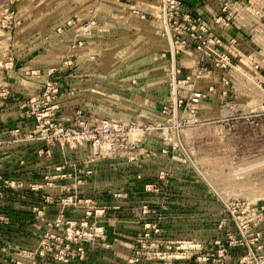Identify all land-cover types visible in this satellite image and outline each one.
<instances>
[{"label": "rangeland", "instance_id": "rangeland-1", "mask_svg": "<svg viewBox=\"0 0 264 264\" xmlns=\"http://www.w3.org/2000/svg\"><path fill=\"white\" fill-rule=\"evenodd\" d=\"M121 1L127 5L125 0ZM130 1L134 8L126 9L141 12V15L145 13V18L139 15L134 20L124 19L119 30L92 34L87 38L84 50L70 47L66 57L75 64L77 60L78 63L83 61V66L98 63L99 66L92 70L93 74L109 78H100V85H95L96 78H93L92 88L108 92L102 97L88 93L87 100L91 104L88 103L95 110L90 112L98 118L153 126L155 130L142 135L149 140L150 149L134 152L138 160H142V165L135 161L129 166L126 155H122L115 160H105L99 171L86 165L82 154L69 151L67 155L71 154L77 170L94 169L86 181L89 186L97 184L100 188L123 187L126 180L111 181V178H125L131 167H135L136 176L134 179L130 177L135 182H140L139 171H145L147 174L144 176L149 180H154L159 170L167 172V190H177L178 195L184 197L174 198L170 194L169 201H165L168 204L165 209H157L151 217L155 223L164 224L162 236L175 244L171 256L185 255L187 259L192 255L188 259L191 261L196 253H214L217 257L223 250L227 256L226 264H242L243 261L245 264H264V0L221 2V7H229L234 26L249 31L247 37L240 36L246 44L242 57H233L226 69H221L222 64L220 67L204 65L199 61V55H180L184 78L193 77L196 89L207 90L216 86L218 90L194 118L184 115L183 111L176 117L162 112L161 107L170 94L174 97L175 90L172 92L170 61L167 59L171 44L160 3L158 0L148 3ZM45 3L44 0L32 3L26 0L24 13L34 15L37 6L41 5L42 10ZM69 5L71 13L52 16L49 20L51 26L69 16L80 17L81 7L85 4L73 0L67 1V7ZM210 5L205 3L204 11H208ZM88 6L89 11L95 8L94 3ZM120 13L121 22L126 12L121 10ZM32 37L30 28L20 38L17 37L16 47L30 42ZM60 56L57 62L65 60ZM92 57L95 61L91 60ZM203 67L208 69L207 73H201ZM74 71L67 73L68 90L69 74L74 77L81 75ZM223 78L229 80L226 96L219 93ZM128 79L129 82L136 81V91L129 94ZM74 84L79 85V82ZM165 89L168 93L163 96L161 92ZM78 103L80 100L76 98L75 106H79ZM68 111L72 114L71 109ZM17 124V121H11L9 126ZM149 155L151 157L148 158ZM81 160L83 167L79 168L77 162ZM100 172L103 178L110 180L108 185L106 179L97 183V179H93ZM30 215L32 213L25 211L20 216L33 220ZM9 217L8 231L0 235V264H31L34 259L29 253L36 246V239L31 240L30 237L34 234L31 232L33 228L27 229L19 224L20 221L14 225L13 215ZM194 244L201 246L199 251L189 249ZM45 262L51 263L52 260Z\"/></svg>", "mask_w": 264, "mask_h": 264}, {"label": "built area", "instance_id": "built-area-1", "mask_svg": "<svg viewBox=\"0 0 264 264\" xmlns=\"http://www.w3.org/2000/svg\"><path fill=\"white\" fill-rule=\"evenodd\" d=\"M25 1L0 0V150L10 151L18 147L24 150L42 142L47 148L46 152L41 150L38 153V159L46 153L52 155L51 150L56 148L65 154L69 151L82 154L85 164L92 167L105 160L118 159L122 155H126L128 163L140 161L142 165V160H138L134 152L150 149L149 140H145L142 135L155 130L153 126L98 118L86 104L74 108L73 115L67 114L66 121L60 118L59 114L66 105L64 96H67V100L75 96L73 92L65 90L63 81V76L76 68L72 59L66 57L57 67L47 71L27 70L20 66L22 62L34 59L37 54L48 52L58 43L68 42L73 49H83L87 38L92 34L115 31L102 24L104 11H125L122 21L118 20L119 24H123L124 19L134 20L141 12L126 9L134 8L130 0H125L127 5H123L121 0H98L95 8L80 13V17L69 16L52 28L40 32L36 30L32 32L33 39L30 42L16 47L17 37L20 38L27 32L29 14L25 15L23 11ZM137 1L148 3L150 0ZM222 1L213 0L210 3L203 0L204 4H211L210 10L203 15L186 7L183 0H158L171 44L167 59L170 61L172 92L175 90L174 97L170 94L161 107L164 115L176 117L183 111L184 115L194 118L218 91L216 86L207 90L196 89L193 77L184 78L183 69L177 62L180 55L197 53L199 61L204 65L220 67L222 64L221 69H226L233 57H242L243 50L237 38L226 40L222 35L234 29L240 30L232 22L229 7H221ZM203 2L199 1L198 7H202ZM141 18H145V13ZM113 23L116 24V21ZM91 60L95 61V57ZM207 70L203 67L201 73H207ZM20 73L27 81L37 82L39 92L18 106L11 100L17 96L15 80L20 77ZM222 82L219 93L226 96L229 80L223 78ZM130 85L136 88V81L131 80ZM220 94L218 95L221 96ZM71 120L75 121L69 124ZM11 121H17L18 124L9 126ZM20 165H25V162L21 161ZM90 168L75 172L73 168L70 170L69 166L66 168L59 164L54 171L43 175L42 185L26 183L19 177L0 180V226L6 227L11 222L4 205L8 198L26 194L33 196L31 213L41 228V233L34 241V250L29 253L34 259L31 264H87V245L95 246L106 236V211L98 208L93 198H83L77 192V187L85 184L86 179L93 174L94 169ZM129 175L132 176L131 173ZM167 177L168 173L163 170L157 172L154 180L144 181L142 174L138 175L143 193L150 199L142 202L136 213L143 231L138 235L125 264H162L170 259H186L185 255H170L175 244L162 236L164 224L155 223L151 217L152 213L156 214L157 209L163 210L168 205L165 201H169L171 193L166 188ZM105 194L116 200L129 198V194L121 190ZM70 207L76 211L83 210L82 217L70 218L66 213ZM52 210L57 214L49 217V211ZM111 245V242L106 241L103 247L110 249ZM196 245L198 244L190 245L189 249L199 251L201 246ZM192 257L191 255L187 259ZM226 258V253L222 250L217 257L214 253H196L193 261L197 264H226ZM45 260L52 262L47 263ZM241 263L245 264V261Z\"/></svg>", "mask_w": 264, "mask_h": 264}, {"label": "crops", "instance_id": "crops-1", "mask_svg": "<svg viewBox=\"0 0 264 264\" xmlns=\"http://www.w3.org/2000/svg\"><path fill=\"white\" fill-rule=\"evenodd\" d=\"M27 1L29 3H32V0H27ZM44 1L46 3L44 5V8H42V10H41V5H39L36 8L37 10L33 11L34 15L28 13L29 15L27 16V30L31 28V32H34L36 30H39L37 32H40L42 30L52 28L56 25L53 24L51 26L52 22L49 20L52 19V16L57 17V15H64L67 14V12L71 13L69 12L71 10V6L69 5L67 7V1L71 2L73 0H44ZM199 1L203 2V0H183V2L186 3V7L188 8L191 7L193 10L196 9V12H198L199 14L206 15L203 8L204 2L202 4V7L197 8L199 5ZM207 1H210V3L213 2V0H207ZM80 2L85 4V7H81L80 13H85L89 10L88 5L92 3L97 4L98 0H80ZM58 6L60 7L58 8ZM102 15H103L102 24L106 28H111V30L114 29L119 30L121 28L118 21L121 17L120 16L121 13H118L117 11L114 12L104 11ZM114 21H116V24L113 23ZM248 32L249 31L247 29H242V30L234 29L231 31L224 32L222 35L225 37L226 40L232 37L237 38L241 49L245 51L246 44L243 43V40L240 36L243 35V38L244 36L247 37V35H249ZM69 48L70 45L68 42L58 43L46 53L43 54L36 53L37 55L34 59L28 61L27 63L26 61L22 62L20 66L27 70L28 69H39L42 71L50 70L51 68L57 67L61 63V62H57V59L59 58L60 55H61L60 57H63L64 59L66 58V52ZM80 50H84V49H80ZM192 54L198 55L197 53H191L188 55H192ZM56 55L59 56L56 57ZM180 57H178L177 60L179 65H181L180 62L181 60L179 61ZM95 63L96 64L92 62L91 65L85 63L86 66H83V61L81 63H78L77 60L76 68L78 70L76 69V71L74 72L76 74L77 72L81 73V75L80 76L77 75L78 77H74L72 74H69L68 77L71 78L70 85L68 86V88L70 89L69 91L73 92L76 95V98L80 100V104L78 103L77 105L79 106H75L74 104V100L76 99L75 96L73 98L69 97L68 98L69 100H67V96H64V101L66 105L65 108L59 114L60 118H63L64 121L67 120V113L69 112L67 109H71L72 111V114L68 113V115L70 116L73 115V112L76 108L81 107L84 104H86L90 110L95 111L91 107L93 105H90L91 102L87 100L89 98L88 93H92V96L95 97L98 96L102 97V95L104 94L106 95V93L108 92L105 90H98L92 88V86H94L93 84L95 83L93 78H96L95 85H100L98 84L100 78L105 80H108L109 78V76L106 77V75H102L103 77H98L95 72L93 74L92 70L96 69V67L99 66L97 62ZM19 76L20 77L17 80H15V90L17 92L16 94L17 96H14L13 99L11 100L13 103L17 104L18 106L23 104V101L25 102L32 99L39 92V84L37 82L27 81L25 78H23L24 76H22L21 73ZM76 78H80V80H77ZM67 79H68L67 75L63 76L65 90H67ZM127 81H128L127 86L129 90L128 94H129L132 93L135 90V88L130 85L129 79ZM78 82L79 85L75 86L74 83H78ZM116 92L119 94L118 91ZM167 93L168 91L165 89L163 90V92H161V95L166 96ZM88 101L90 102V104L88 103ZM100 103L102 105L101 101ZM46 148L47 147L44 143L38 142L36 144L28 146L25 150H19V151L10 150L9 152L0 150V180L9 177H19L22 180H24L26 183L29 184L35 183L38 185H42L43 175L54 171L55 167L59 164L66 166V168L67 166L71 167L69 168L70 170L72 169V167H74L73 169H75V172L80 171L75 168V166L77 165H75L74 159L71 156V154L67 155V152L66 154L62 153L59 149L56 148L54 150H51L52 155L51 154L48 155L46 153L43 157H40V159H38V153L41 150L45 151ZM21 161L25 162V165H20ZM104 162L105 161L95 165V171H99V167ZM77 163L79 168L83 167L82 160L80 162L78 161ZM128 165L132 166L131 163H128ZM131 168L129 172L125 173L126 174L125 178L124 177L111 178V181L121 180V179L122 181L125 180L127 181V182L125 181L126 184L125 182L124 183L122 182L123 187L116 188L118 190L125 191L129 194V198L127 200H116L110 197L109 195L105 194L108 191L116 190L113 188L108 189L107 186L105 188H100L101 186H98L97 184L95 186H93L92 184L89 186L88 185L89 182L86 181L85 184L77 187V192H79L83 198H93L97 202L98 208L104 209L107 214V218L104 221L106 236L102 238V240H100V243H98L95 246L87 245L88 247L87 264H125L126 259L131 254L132 247L134 246L138 235L143 231V225L140 223L136 213H138L141 203L144 201H149L150 197L143 193V190L141 188V182H135V180H132L135 178L134 175L136 172L134 170L135 167H131ZM101 173L102 172H100V174H97V176L94 175L93 179L94 178L97 179L95 181L96 183L99 181L102 182L104 179H106L108 185V182L110 180L108 178H103L104 176H102ZM129 173H131L132 176H130ZM139 173L142 174L144 181L149 180L147 176H144L145 174H147L145 171H139ZM170 193L171 195H173L174 198L176 196H181L178 195L179 193L177 192V190L175 191L170 190ZM26 196L27 195L13 196L14 198L6 202L7 207H9L11 212L12 211L15 212V210L19 212L22 209L27 210V208L31 210L32 203L31 201L28 202L26 201L27 198ZM24 212L25 211L21 213ZM82 212L83 210L76 211L73 207H70L66 210L67 215L72 219H77V218L79 219L80 217H82ZM56 214L57 213L54 210L49 211V217H53ZM19 218L22 219V220H18L20 221L19 222L20 225L27 227V229L33 228L31 232L34 231V234L30 235V237L32 238L31 240L37 239L41 233V228L38 226L35 220H28L29 218L24 219L26 217H21V216ZM106 241L112 243L110 249H105L103 247L104 242ZM162 264H196V263L193 260L189 261L188 259H184L183 261L180 262L166 261L163 262Z\"/></svg>", "mask_w": 264, "mask_h": 264}, {"label": "trees", "instance_id": "trees-1", "mask_svg": "<svg viewBox=\"0 0 264 264\" xmlns=\"http://www.w3.org/2000/svg\"><path fill=\"white\" fill-rule=\"evenodd\" d=\"M189 8H191V7H189ZM27 196V198H26V201L28 202V201H31V203L33 204L34 202L32 201V199H33V196H32V194L30 195V194H26ZM12 198H14V197H11V198H8L6 201H5V203H4V205H5V210L9 213V215H13V221L12 222H15L16 224H14V225H17V223H18V220H21V218H19L20 217V215H21V212L19 211H17V210H15V213L14 214H12V212H14V211H12L11 212V210L9 209V207H7V205H6V202L7 201H9L10 199H12ZM16 201H18V200H16ZM22 203H24V202H22ZM21 203V204H22ZM23 210V209H22ZM21 210V211H22ZM23 211H28V212H30L31 213V210H29L28 208H27V210H23ZM25 213V212H24ZM30 217L31 218H33L32 217V215H30ZM34 220V219H33ZM7 231H8V228L7 227H3V226H0V235H5V233H7Z\"/></svg>", "mask_w": 264, "mask_h": 264}]
</instances>
